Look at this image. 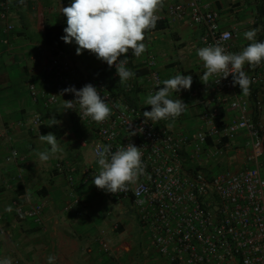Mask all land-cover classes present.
I'll list each match as a JSON object with an SVG mask.
<instances>
[{
	"label": "built area",
	"instance_id": "1",
	"mask_svg": "<svg viewBox=\"0 0 264 264\" xmlns=\"http://www.w3.org/2000/svg\"><path fill=\"white\" fill-rule=\"evenodd\" d=\"M18 1L0 0V20L4 23V33L15 31L13 18ZM155 14L158 20L168 23L185 21L188 26H202L198 40L201 48L219 42L227 52L232 53L235 32L221 28L218 12L209 9L201 0L170 3L166 9ZM22 42L26 48L35 45L34 51H30L26 59L28 80L25 87L32 102L41 101L44 108H50L64 103L63 99H74L71 93L60 95L65 87L74 85L79 89L91 83L101 96L107 97L106 102L112 109L110 117L97 123L83 117L78 105L75 109L77 112L67 111L94 135L95 139L90 145L92 156L96 149L104 145H111L115 151L130 142L140 147L142 153L145 172L136 184H129L125 191L110 193L92 183V177L100 170L94 159L92 165L78 176L65 161L56 163V169L64 172L69 185L93 184L96 191L115 202L128 201L136 213L140 228L148 233L155 250L170 264H226L236 259L240 264H264V127L254 117V112L261 108L259 98L250 104L239 86H233L231 74L226 79L221 78L219 83L205 84V88L210 90L207 97L210 102L215 104L224 93L231 94V99L225 107L216 104L204 112L203 118L209 122V128L196 135L194 151L189 154L190 161L198 165L197 160L201 155L207 159L227 156L234 148L232 142L240 134L247 137V149L237 170H224L216 174L200 169L191 172L184 166L180 155L190 142L171 129L169 125L173 119L143 123V112L150 110L151 106L144 105V101L131 104L124 93H112L106 83L78 64L71 50L56 44H43L41 47L29 40ZM13 49L14 45L11 44L6 51ZM124 55L129 61L131 55ZM124 55L118 59H123ZM100 67L106 76L119 81L115 63L109 67L101 62ZM244 70L252 81L250 87L264 89L263 63ZM145 78L146 96L158 90V86H163L152 57L147 61ZM123 84L125 92L135 85L134 82ZM192 92L197 93L198 89L192 88ZM221 109L232 114L229 122L218 128L213 121L219 118ZM129 121L132 128L142 126L143 133L128 136ZM40 124L39 115L31 116L29 122H18V126L30 128L36 134H40ZM210 137L211 144L207 141ZM5 142L11 157L21 160L20 152L12 146L10 134L6 135ZM79 142L87 144L85 138H80ZM137 191L140 192L139 196L136 195ZM80 195L73 192L72 201L66 203L60 212L73 209L77 216L86 215L87 205ZM44 204L43 201L15 202L17 210L37 224L43 222ZM6 234L7 229L0 224V237ZM100 244L105 247L103 241Z\"/></svg>",
	"mask_w": 264,
	"mask_h": 264
},
{
	"label": "crops",
	"instance_id": "2",
	"mask_svg": "<svg viewBox=\"0 0 264 264\" xmlns=\"http://www.w3.org/2000/svg\"><path fill=\"white\" fill-rule=\"evenodd\" d=\"M178 1L185 0H163L157 12ZM19 2L22 3L18 4ZM19 2L15 5L17 13L13 18L16 25L14 32L3 33L1 28L4 23L0 20V224L7 229V234L0 237V257H10L12 264H47L49 255L56 256L55 264H170L155 248L152 251L145 250L142 247L145 242L141 246L142 241L137 239L140 236L145 237V234L138 225L136 227V222L129 218L127 202L121 204L102 196L99 190L94 189L93 184L69 185L64 172L56 169V163L60 161L68 163L76 176L88 169L93 163L90 145L95 138L89 128L77 122L70 112L62 109L63 103L45 109L40 103L30 100L25 87L28 80L26 59L28 53L34 51L35 45L26 48L22 46V41L30 40L41 47L43 44L48 45L49 43L44 41V27L46 24H66V17L61 10L69 3L65 4L59 0L57 5L60 7H57L52 5L50 0ZM201 2L218 12L221 28L235 32L232 53L240 52L251 43L243 36L246 30L256 29V40L264 41L262 0ZM166 23L167 27L163 29L145 32L143 43L146 45V51L141 57L132 55L131 50L126 53L131 55L128 68L135 73V77L127 82H134L139 87L134 102H143L146 97L144 85L147 61L151 57L154 58V68L160 74L162 82L177 73L191 75L190 89L171 94V98H180L186 104L184 112L171 123V129L190 142L180 152L183 160L194 151L196 135L209 128V122L203 118L204 112L211 110L216 104L225 107L231 99V94H222L215 104L207 99L210 90L205 88V84L200 80L205 69L196 51L201 48L198 40L202 26H188L185 21ZM20 33L24 35L21 36ZM11 44L14 49L11 52L6 51ZM72 44L77 46L74 42ZM83 54L88 56L93 67L101 69L102 61L96 59L94 54L89 50H83ZM82 56L79 54V59ZM80 64L87 69L85 64ZM244 68L248 69L249 66L245 65ZM192 88H197L198 92H192ZM240 92L244 94L241 90ZM244 96L250 100V104L257 98L260 99L261 108L254 112V117L264 127V89L250 87L249 93ZM231 114L221 109L219 118L213 121L215 126H225ZM33 115L40 116V134L52 132L41 131V125L49 122L50 118L60 121L57 126L62 132L55 135L64 151L47 162H41L37 153L50 146L41 143L40 134H36L34 130L18 126L20 120L29 122ZM8 134L12 136V146L22 156L16 163L8 164L5 159L6 155L10 156L5 142ZM81 136L92 141L82 145L79 142ZM207 141L211 144V137L207 138ZM232 144L234 148L230 154L234 153V157L207 159L201 155L197 166L207 173L211 170L210 174L219 173L222 169H239L247 149V137L240 134ZM73 192L81 194L80 197L86 202V215L77 216L73 209L65 213L60 212L66 203L72 201ZM17 200L45 202L42 224L26 218L24 213L17 210ZM9 208L11 211H8ZM80 217L82 218L79 219ZM101 241L106 248L100 244ZM149 242V247H153L152 241ZM226 264L240 263L239 259H236Z\"/></svg>",
	"mask_w": 264,
	"mask_h": 264
},
{
	"label": "clouds",
	"instance_id": "3",
	"mask_svg": "<svg viewBox=\"0 0 264 264\" xmlns=\"http://www.w3.org/2000/svg\"><path fill=\"white\" fill-rule=\"evenodd\" d=\"M162 4L163 0H69L68 6L61 10L66 17V24H63L64 35L60 38L65 43L74 42L77 45L75 49L77 55L83 50H89L96 59L105 62L109 67L115 63L119 82L126 83L135 77V73L127 67V56L123 59L118 58L129 50L137 58L144 54L145 32L155 28L159 19L155 13ZM256 35V29L244 31L243 36L251 43L238 53L227 52L219 42L198 48L197 56L205 69L200 76L201 82L206 85L209 82L219 83L221 78L226 79L231 74L233 86L238 85L247 95L252 81L244 70L245 65L254 67L264 62V41H257ZM162 84V87L158 86V90L150 92L144 98V105H150L151 109L143 112V123L159 122L169 118L174 120L185 110L186 104L180 98H171V94L190 89L191 75L177 73L164 79ZM64 93L73 94L74 99H63V110L76 111L78 105L83 117L97 123L107 120L112 113L106 102L107 97L101 96L97 87L91 83H86L79 89L69 85L62 89L60 95ZM59 123L57 119L50 118L48 125ZM127 124L128 136L144 131L142 126L132 128L130 121ZM39 140L50 146L37 153L41 162H47L64 151L57 136L52 132L40 134ZM93 159L100 170L92 177V183L106 192L119 193L127 190L128 185L136 184L145 172L140 147L131 142L115 151L111 145H104L94 151ZM136 195L139 196L140 192L137 191ZM8 211H11V208ZM56 259L55 255H49L47 264H55ZM0 264H12V259L0 257Z\"/></svg>",
	"mask_w": 264,
	"mask_h": 264
},
{
	"label": "trees",
	"instance_id": "4",
	"mask_svg": "<svg viewBox=\"0 0 264 264\" xmlns=\"http://www.w3.org/2000/svg\"><path fill=\"white\" fill-rule=\"evenodd\" d=\"M23 1V0H22ZM62 2H64L65 4L69 3V0H61ZM262 9H264V0H262ZM22 2H19L18 4H21ZM65 25L63 24H56V25H49L46 24L44 27V41L46 43L49 44H56V45H60L65 47L66 49H71V46L73 45L72 43H65L63 40H61V36L63 33V27ZM167 27V23L163 20H157L156 22V26L154 29L148 30L146 32L149 31H153V30H157V29H163ZM20 35H24L23 33H20ZM83 56L82 58V64H85L87 66V70L91 73V75H93L96 79L104 82L107 84V86L110 88L112 93H124L125 97L133 104H136L134 101L136 99V93L139 91V87L137 85H134L132 89H130L129 91L125 92V85L119 81H115L111 78H109L108 76H106L102 71H100L98 68L93 67L91 62L88 59V56L83 54V51L81 53ZM138 74V73H137ZM136 74V75H137ZM38 103L41 104V101H38ZM42 105V104H41ZM44 108V107H43ZM46 109V108H45ZM50 122V121H49ZM49 122H47L46 124H42L41 125V131H45V130H50L52 131L54 134L59 135L62 130L57 126V125H53V126H49ZM264 159V158H263ZM264 163V161H263ZM183 164L184 166L192 171H195L197 169H200L199 166L193 164L188 156H185L183 159Z\"/></svg>",
	"mask_w": 264,
	"mask_h": 264
},
{
	"label": "rangeland",
	"instance_id": "5",
	"mask_svg": "<svg viewBox=\"0 0 264 264\" xmlns=\"http://www.w3.org/2000/svg\"><path fill=\"white\" fill-rule=\"evenodd\" d=\"M46 1V0H45ZM58 1L59 0H50V3H52V5H54V6H57V7H60V5H57V3H58ZM17 13V11H15V14ZM33 14H31V16H32ZM65 18V17H64ZM2 21V20H1ZM3 22V21H2ZM33 26H35V23H34V25ZM4 27V26H3ZM3 27L1 28V30L3 31ZM4 33V32H3ZM32 37V36H31ZM36 38V37H35ZM34 38V39H35ZM30 41V40H29ZM76 47L77 46H74V45H72L71 46V50H72V52H73V54H74V56H75V58L77 59V61H79L80 63H82V58L80 57V59H79V57H78V55L76 54V51H75V49H76ZM79 64V63H78ZM81 65V64H80ZM80 138H85V137H80ZM86 139V138H85ZM89 139H91V138H89ZM87 140V139H86ZM92 141V140H91ZM91 141H89V140H87V142L88 143H90ZM19 152V151H18ZM9 155H10V153H9ZM225 157H234V153H232V154H228L227 156H225ZM12 158V159H11ZM5 159H6V161L8 162V164H10L11 162L12 163H16L17 162V159H14L13 157H11V155L10 156H8V155H6V157H5ZM210 159V158H209ZM218 167V166H217ZM214 168L213 167V169H215V170H218V168ZM220 167H221V165H220ZM210 170V169H209ZM225 169H222V170H220V171H224ZM209 172H212L211 170L209 171ZM99 193H101V192H99ZM94 194H95V192H94ZM101 195L102 196H104L102 193H101ZM106 197V196H105ZM121 204H124V203H121ZM126 209H127V211H128V213H129V218L131 219V220H133L134 222H136V227H137V225L138 226H140L139 225V222H138V218H137V216H136V213L134 212V210L131 208V206H130V203L129 202H127V205H126ZM82 217H80L79 219H81ZM133 222V223H134ZM117 230V229H116ZM141 231H143L144 232V234H145V237H139L137 240H139L140 242L142 241V244H141V246L143 245V243H144V245L142 246V247H144L145 248V250H154L153 248L154 247H149V245L151 246V243L149 242V241H151L150 240V238H149V235H148V233L147 232H145L144 230H142L141 229ZM117 233V232H116ZM149 242V243H148Z\"/></svg>",
	"mask_w": 264,
	"mask_h": 264
}]
</instances>
